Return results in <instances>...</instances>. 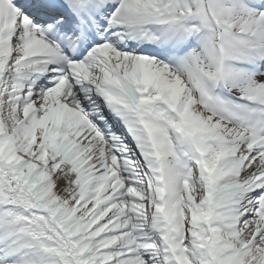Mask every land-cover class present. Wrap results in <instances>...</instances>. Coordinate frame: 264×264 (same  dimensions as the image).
<instances>
[{"label":"snow or ice","instance_id":"6c2138e0","mask_svg":"<svg viewBox=\"0 0 264 264\" xmlns=\"http://www.w3.org/2000/svg\"><path fill=\"white\" fill-rule=\"evenodd\" d=\"M0 264H264V0H0Z\"/></svg>","mask_w":264,"mask_h":264}]
</instances>
